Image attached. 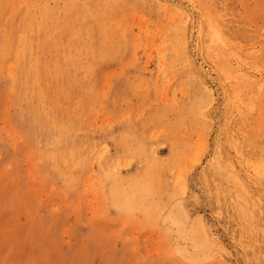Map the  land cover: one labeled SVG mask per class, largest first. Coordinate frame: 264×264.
Returning <instances> with one entry per match:
<instances>
[{
	"label": "rangeland",
	"instance_id": "374dc122",
	"mask_svg": "<svg viewBox=\"0 0 264 264\" xmlns=\"http://www.w3.org/2000/svg\"><path fill=\"white\" fill-rule=\"evenodd\" d=\"M47 12L35 50L84 166L21 126L0 58V264H264V0H0V25Z\"/></svg>",
	"mask_w": 264,
	"mask_h": 264
},
{
	"label": "bare ground",
	"instance_id": "6f19581e",
	"mask_svg": "<svg viewBox=\"0 0 264 264\" xmlns=\"http://www.w3.org/2000/svg\"><path fill=\"white\" fill-rule=\"evenodd\" d=\"M37 7H38V5H37ZM42 7H43V4H42ZM56 10H55V13H54L55 15H56V12H58ZM34 11H36V10L34 9L33 12ZM34 14L36 15V13H34ZM37 15H39V14H37ZM32 18L33 19H31L30 22H28V26L24 29V31L22 32V34H19V35L18 34H15V32H17V31H15V32H12V31L5 32V30L3 29V27L0 25V58H2L1 64L4 65L5 61L8 58H11L12 57L13 59H11V60H13V62H12V64L10 66L12 68H13V66H16L17 67V70L14 67L11 70V72H10V76L12 77L10 90H11V92L13 94V97H14V104L16 105V107H18V109H20L19 116H18V121L20 122V124H21V126L23 128H26V129L30 130L33 133V136L34 135L36 136V140L38 138L37 136H40L41 139H40V141H38V143L39 142L40 143L44 142V146H46V148H44V150L46 151V158L49 159V162L54 167H56V168L58 167V166H56L58 164L57 163L58 158L59 157H62V156L64 157V159H65L66 162L68 160V161H71L73 164H75L77 167H83L84 166V162H83V160H81L82 158L79 159V160H76V156H75V152H74L76 149L74 151L73 150H70L71 148L73 149V147H75V146L77 147V145H75V143H76L75 141H77L76 140L77 128H75V125L76 124L75 125L73 124V122H75V120L74 121H71L72 123L70 121H67V120L64 121L63 120L64 119V115H63V119L61 117H60L61 119H59L58 117L60 115L59 114H56L54 112V109L52 110L53 104H52V107H51V105H50L51 102L49 100V98H50V96H49V90L46 89V87H48V82L49 81H47V78L45 77V74L43 73V71H45V69H43L44 63L42 64V60L40 59L41 57L39 58V53H38L39 50L37 52L35 50V44H34V38L35 37L32 34L33 32H40L49 23L52 24V28L54 29L55 26L53 25V22L55 23L58 20H56V17L52 13H50V12H47L46 14H44V16H41V17H39V16L38 17L37 16H33ZM93 18L97 19L98 17H96V16L93 15ZM98 19L101 20L100 18H98ZM22 20L23 19H21L19 21H22ZM79 25H80V23H79ZM64 26H66L65 23H64ZM70 26H71V24H70ZM73 30H74V28H73ZM65 31H67V30H65ZM96 32H97V30H96ZM63 33H64V31H63ZM68 34H70V32ZM72 34H70V35H72ZM62 37H63V35H62ZM102 37H103V35H102ZM35 39H37V38H35ZM76 39H77V37H76ZM52 42H54V41H52ZM43 44H45V43H43ZM48 44L49 43H47V45ZM65 48H67V47H65ZM57 53H58V51H57ZM66 54H67V52H66ZM78 54H79L80 57L79 56H76ZM52 58L54 60V57H52ZM82 60H83V58H82L81 54L79 53V51L76 52V53H68L66 55V61L68 63L69 70L77 69L78 64L81 63ZM62 62H63V60H62ZM7 68H8V66H7ZM46 70H47V68H46ZM48 73L49 72L47 71V74ZM78 74H80V73H78ZM48 78H49V76H48ZM60 80H61V78H60ZM71 81H72V79H71ZM85 83H86V81H85ZM57 85H58V83H57ZM78 86H80V85L78 84L77 87ZM7 88H8V86H7ZM71 93H73V92H71ZM77 94H78V92H77ZM77 94L75 96H78ZM54 95H55V91H54ZM72 96H74V95L72 94ZM24 97H25L26 100H23ZM70 99H72V98H70ZM94 102H95V100H94ZM69 103H70V101H69ZM67 113H69V112H67ZM57 115H59V116H57ZM72 118H73V116H72ZM77 120L78 119H76V121ZM77 122L79 123L80 121H77ZM78 145H80V144H78ZM37 149H38V147H37ZM39 151L41 152V150H39ZM38 159H40V158H38ZM60 161H61V159H60ZM65 168H66V166H65ZM48 171H50V170H48ZM49 180H50V178H49ZM114 192L116 193V190ZM177 203H179V202H177ZM177 203H176V205L174 207L172 206L173 209H171L168 212V214H167V216H166L165 219L168 220L172 225L177 226L179 228V230L182 231L184 229V227L186 226V223H187V214H185V212L181 208L180 204H177Z\"/></svg>",
	"mask_w": 264,
	"mask_h": 264
}]
</instances>
